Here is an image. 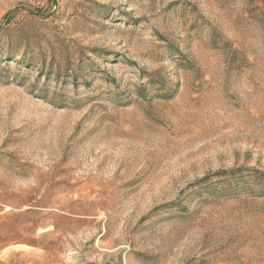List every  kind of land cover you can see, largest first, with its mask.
<instances>
[{
  "label": "rangeland",
  "instance_id": "rangeland-1",
  "mask_svg": "<svg viewBox=\"0 0 264 264\" xmlns=\"http://www.w3.org/2000/svg\"><path fill=\"white\" fill-rule=\"evenodd\" d=\"M0 264H264V0H0Z\"/></svg>",
  "mask_w": 264,
  "mask_h": 264
}]
</instances>
